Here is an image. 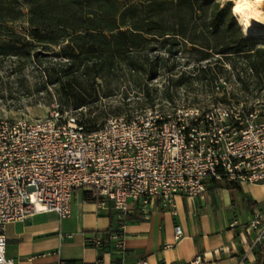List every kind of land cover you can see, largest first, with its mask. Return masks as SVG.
Listing matches in <instances>:
<instances>
[{"label":"built area","instance_id":"2783aa9c","mask_svg":"<svg viewBox=\"0 0 264 264\" xmlns=\"http://www.w3.org/2000/svg\"><path fill=\"white\" fill-rule=\"evenodd\" d=\"M259 117L242 105L205 112L148 110L129 119L108 118L89 131L55 102L41 119L0 120L3 264H15L6 256L7 224L42 212L68 218L76 192L115 211L122 232L131 204L145 217L156 203L175 214V198L202 197L207 181L264 185V119ZM245 229L255 235L253 250L264 240V204L253 209ZM182 236L176 226L174 239ZM111 240L123 253V233ZM101 242L102 236L87 240L97 250ZM155 258L162 263L160 252Z\"/></svg>","mask_w":264,"mask_h":264},{"label":"trees","instance_id":"16d2710c","mask_svg":"<svg viewBox=\"0 0 264 264\" xmlns=\"http://www.w3.org/2000/svg\"><path fill=\"white\" fill-rule=\"evenodd\" d=\"M121 7L120 0H0V62L37 64L47 86L74 109L98 102V82L116 83L123 72L145 78L142 93L148 96L158 76L159 53L199 55L193 71L209 85L227 83L229 69L241 91L264 90L261 37L244 35L231 4L222 8L216 0H139ZM22 18L26 35L12 28ZM45 58L52 60L45 63ZM96 117L83 122L89 131L98 129ZM223 182L229 189L238 187ZM83 199L91 202L85 193ZM120 233L102 234L98 251L120 254L111 240ZM253 250L254 264H264V240Z\"/></svg>","mask_w":264,"mask_h":264},{"label":"crops","instance_id":"0c3cea01","mask_svg":"<svg viewBox=\"0 0 264 264\" xmlns=\"http://www.w3.org/2000/svg\"><path fill=\"white\" fill-rule=\"evenodd\" d=\"M223 183L207 181L202 197H176L175 214L156 203L145 217L131 204L122 229L124 252L116 255L90 247L87 240L120 229L118 214L76 192L68 218L42 212L7 224L6 256L15 264H254L255 235L245 227L253 209L264 204V185L229 189ZM176 226L183 232L177 241Z\"/></svg>","mask_w":264,"mask_h":264},{"label":"rangeland","instance_id":"374dc122","mask_svg":"<svg viewBox=\"0 0 264 264\" xmlns=\"http://www.w3.org/2000/svg\"><path fill=\"white\" fill-rule=\"evenodd\" d=\"M120 1L121 10L139 4V0ZM216 1L222 8L230 4L233 8L234 5V0ZM12 28L17 33L26 35L28 30L26 19L22 18L13 23ZM253 36H260V44L264 46V36L259 34ZM158 55V76L152 81L148 96L146 92L142 93L145 78L123 72L119 73L116 83L111 80L99 81L102 98L81 109L62 104L54 88L47 86L45 74L37 64L18 63L14 59L1 61L0 120L41 119L48 114L55 102L60 105L65 115L75 116L82 122L97 116L98 127L108 118L129 119L148 110L160 114L187 108L205 112L213 107L238 105L257 110L259 118L264 119V90L241 91L229 69H226L229 74H224L229 78L227 83L220 80L214 85H209L202 75L193 71V67L199 65L197 62L199 55L190 51L173 56L161 53ZM51 60V58L43 59L45 63ZM201 64H205V61Z\"/></svg>","mask_w":264,"mask_h":264},{"label":"bare ground","instance_id":"6f19581e","mask_svg":"<svg viewBox=\"0 0 264 264\" xmlns=\"http://www.w3.org/2000/svg\"><path fill=\"white\" fill-rule=\"evenodd\" d=\"M248 3L251 5V7L244 10L249 17V26L247 27V30H245L240 23L239 24L244 33L248 36L251 34H262L264 33V1L261 0L259 4H256L255 0H248ZM234 6L235 4L233 5V8ZM234 16L237 19V16Z\"/></svg>","mask_w":264,"mask_h":264},{"label":"clouds","instance_id":"9594fccd","mask_svg":"<svg viewBox=\"0 0 264 264\" xmlns=\"http://www.w3.org/2000/svg\"><path fill=\"white\" fill-rule=\"evenodd\" d=\"M256 4H259L261 0H255ZM234 8L233 13L237 16L238 23H240L245 30H247V27L249 26V17L245 13V9L251 7V5L248 3V0H234ZM3 243L0 242V264H3Z\"/></svg>","mask_w":264,"mask_h":264},{"label":"water","instance_id":"95a60500","mask_svg":"<svg viewBox=\"0 0 264 264\" xmlns=\"http://www.w3.org/2000/svg\"><path fill=\"white\" fill-rule=\"evenodd\" d=\"M253 35H258V34H251V35H249V36H253ZM259 35H262V36H264V33H262V34H259ZM248 35H247V37H249Z\"/></svg>","mask_w":264,"mask_h":264}]
</instances>
